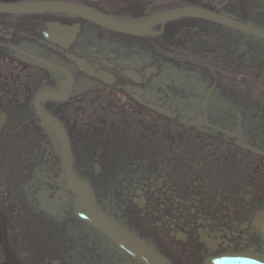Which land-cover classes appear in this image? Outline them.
<instances>
[{"label": "flooded vegetation", "instance_id": "obj_1", "mask_svg": "<svg viewBox=\"0 0 264 264\" xmlns=\"http://www.w3.org/2000/svg\"><path fill=\"white\" fill-rule=\"evenodd\" d=\"M36 1L131 24L181 8L204 15L129 33L76 13H0V161L9 160L0 166V221L16 264L24 260L7 224L37 218L67 222L70 232L48 247L53 235L34 234L38 263L140 264L90 227L69 230L75 196L37 95L65 129L98 204L170 264L264 253L252 227L264 212V37L232 26L264 34V0L0 4ZM37 143L42 157L30 169ZM34 202L39 215H30ZM0 264H9L1 239Z\"/></svg>", "mask_w": 264, "mask_h": 264}, {"label": "water", "instance_id": "obj_2", "mask_svg": "<svg viewBox=\"0 0 264 264\" xmlns=\"http://www.w3.org/2000/svg\"><path fill=\"white\" fill-rule=\"evenodd\" d=\"M76 13L90 17L103 24L124 30L129 33H141L144 29L154 23L162 21H170L180 17H198L204 15L196 9L181 8L167 11L148 22L140 24L124 23L113 20L107 16L97 12L83 9L70 3L58 1H36L22 4H0V13L4 14H29V13ZM206 17H209L206 14ZM234 28L241 31L250 32L252 34L264 37L263 33L250 30L240 24H232ZM42 95L35 98L36 113L42 117L56 132L57 139L60 144L64 175L66 180V189L72 193L75 198L73 200V212L75 218L85 227H90L100 233L101 236L107 238L127 257L133 259L140 264H170V262L152 246L147 244L140 238L130 234L121 227L97 202L96 195L89 182L83 179L76 171L74 166V158L70 149V143L65 129L47 112L40 107ZM63 100H66L64 98ZM4 120H2L3 123ZM252 227L259 232L264 238V212L256 215ZM0 239L1 244L6 252L9 264H16L9 249L4 224L0 221ZM204 264H264V254L257 252L236 253L230 255H222L218 257L206 258Z\"/></svg>", "mask_w": 264, "mask_h": 264}, {"label": "rangeland", "instance_id": "obj_3", "mask_svg": "<svg viewBox=\"0 0 264 264\" xmlns=\"http://www.w3.org/2000/svg\"><path fill=\"white\" fill-rule=\"evenodd\" d=\"M4 144L0 142V150L3 147ZM38 143L37 144H31V146L35 147L38 149ZM3 149V148H2ZM40 149H38V154L41 156H31L28 159H26V166L27 168H37L40 164V158L42 157V152H40ZM36 153V152H35ZM9 164L8 158L6 159H1L0 161V166H7ZM3 191H0V193ZM31 193V192H30ZM52 196V195H51ZM12 201L14 202L15 208L18 210V206L16 205V198H12ZM5 201L2 202V205L0 206V210H2V207L4 206ZM35 205L30 206V210L32 211L30 215H39L40 214V206L34 202ZM67 222L61 223L58 226L52 222V218L45 219L41 221L39 218L36 219V222H9L7 224L10 228V234L12 239L15 241V247L17 248V254L18 258L20 260H24L22 264H44V262L38 263L36 262L37 254H38V246L34 245L33 243V235L37 233H45L46 235H53V238H49L47 240V246L51 244L53 246V242L55 239L60 240L59 235L63 232L69 233L64 227ZM72 233L76 231L77 232H83V231H88L84 225H82L78 220H76L74 224V229L70 228L69 229ZM32 235V236H31ZM57 236V237H56ZM21 245H19V244ZM33 244V245H32ZM20 249V250H19ZM42 251V250H41ZM48 253V252H46Z\"/></svg>", "mask_w": 264, "mask_h": 264}]
</instances>
